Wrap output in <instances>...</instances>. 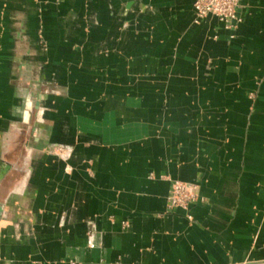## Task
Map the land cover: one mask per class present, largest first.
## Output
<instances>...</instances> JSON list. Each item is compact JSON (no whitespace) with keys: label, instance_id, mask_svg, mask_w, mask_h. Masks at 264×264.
Returning a JSON list of instances; mask_svg holds the SVG:
<instances>
[{"label":"crops","instance_id":"obj_1","mask_svg":"<svg viewBox=\"0 0 264 264\" xmlns=\"http://www.w3.org/2000/svg\"><path fill=\"white\" fill-rule=\"evenodd\" d=\"M194 1L0 0V264H264V0Z\"/></svg>","mask_w":264,"mask_h":264},{"label":"built area","instance_id":"obj_2","mask_svg":"<svg viewBox=\"0 0 264 264\" xmlns=\"http://www.w3.org/2000/svg\"><path fill=\"white\" fill-rule=\"evenodd\" d=\"M242 0H195L193 9L195 13L194 24H199L209 16L217 18L226 29H234L241 18L239 10ZM197 186L191 183L172 181L167 205L169 209H182L187 211L189 206L200 200ZM187 219L191 220L190 215Z\"/></svg>","mask_w":264,"mask_h":264},{"label":"water","instance_id":"obj_3","mask_svg":"<svg viewBox=\"0 0 264 264\" xmlns=\"http://www.w3.org/2000/svg\"><path fill=\"white\" fill-rule=\"evenodd\" d=\"M0 211H1V208H0Z\"/></svg>","mask_w":264,"mask_h":264}]
</instances>
